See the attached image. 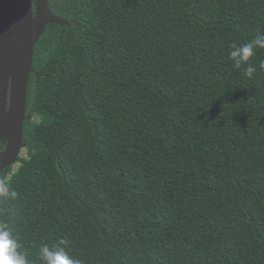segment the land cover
Segmentation results:
<instances>
[{"label": "trees", "instance_id": "1", "mask_svg": "<svg viewBox=\"0 0 264 264\" xmlns=\"http://www.w3.org/2000/svg\"><path fill=\"white\" fill-rule=\"evenodd\" d=\"M49 3L70 25L34 47L24 154L0 175L18 251L264 264V48L250 77L229 58L264 32V0Z\"/></svg>", "mask_w": 264, "mask_h": 264}, {"label": "water", "instance_id": "2", "mask_svg": "<svg viewBox=\"0 0 264 264\" xmlns=\"http://www.w3.org/2000/svg\"><path fill=\"white\" fill-rule=\"evenodd\" d=\"M49 0H0V175L18 163L34 47L47 25L70 23L48 11Z\"/></svg>", "mask_w": 264, "mask_h": 264}, {"label": "clouds", "instance_id": "3", "mask_svg": "<svg viewBox=\"0 0 264 264\" xmlns=\"http://www.w3.org/2000/svg\"><path fill=\"white\" fill-rule=\"evenodd\" d=\"M229 58L233 62V67L240 69L243 65L244 74L251 76L256 68L248 64L249 58L254 55L257 48H264V32H257L255 38L244 44L233 43L230 45ZM260 68L264 69V61L260 62ZM18 193L15 189L3 180H0V199L15 200ZM62 245H67L64 238L59 240ZM20 245L16 238L9 232L6 223L0 222V264H30L25 253L18 251ZM40 259L43 264H81L80 261L69 256L64 247L52 249L47 244L41 246L39 250Z\"/></svg>", "mask_w": 264, "mask_h": 264}, {"label": "flooded vegetation", "instance_id": "4", "mask_svg": "<svg viewBox=\"0 0 264 264\" xmlns=\"http://www.w3.org/2000/svg\"><path fill=\"white\" fill-rule=\"evenodd\" d=\"M51 7V4L49 3V1H48V11H50L52 14H54L49 8ZM55 9H56V7H54ZM55 15V14H54ZM57 16V15H56ZM59 17V16H58ZM61 18V17H60ZM63 19V18H62ZM65 20V19H64ZM66 21V20H65ZM68 22V21H67ZM69 23V22H68ZM71 23H73L74 24V22H73V20H71ZM48 26V25H47ZM46 26V27H47ZM46 30V29H45Z\"/></svg>", "mask_w": 264, "mask_h": 264}, {"label": "rangeland", "instance_id": "5", "mask_svg": "<svg viewBox=\"0 0 264 264\" xmlns=\"http://www.w3.org/2000/svg\"><path fill=\"white\" fill-rule=\"evenodd\" d=\"M23 154H24V150L21 152V156H22ZM18 166H19L18 164L14 165V166H13V169L16 170V169L18 168Z\"/></svg>", "mask_w": 264, "mask_h": 264}]
</instances>
